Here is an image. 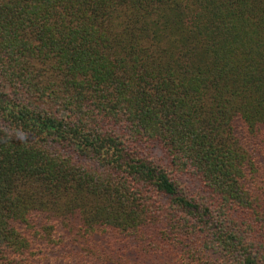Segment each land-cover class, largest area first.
I'll use <instances>...</instances> for the list:
<instances>
[{
	"label": "trees",
	"instance_id": "1",
	"mask_svg": "<svg viewBox=\"0 0 264 264\" xmlns=\"http://www.w3.org/2000/svg\"><path fill=\"white\" fill-rule=\"evenodd\" d=\"M0 264H264V0H0Z\"/></svg>",
	"mask_w": 264,
	"mask_h": 264
}]
</instances>
